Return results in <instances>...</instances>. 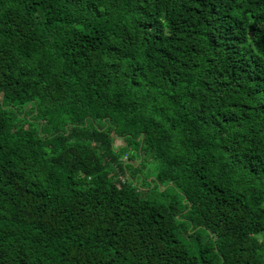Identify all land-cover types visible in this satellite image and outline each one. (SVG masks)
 I'll return each instance as SVG.
<instances>
[{
  "label": "trees",
  "instance_id": "1",
  "mask_svg": "<svg viewBox=\"0 0 264 264\" xmlns=\"http://www.w3.org/2000/svg\"><path fill=\"white\" fill-rule=\"evenodd\" d=\"M0 264H264V0H0Z\"/></svg>",
  "mask_w": 264,
  "mask_h": 264
},
{
  "label": "rangeland",
  "instance_id": "2",
  "mask_svg": "<svg viewBox=\"0 0 264 264\" xmlns=\"http://www.w3.org/2000/svg\"><path fill=\"white\" fill-rule=\"evenodd\" d=\"M117 144H118V145H122L123 142H122L121 140H118Z\"/></svg>",
  "mask_w": 264,
  "mask_h": 264
}]
</instances>
